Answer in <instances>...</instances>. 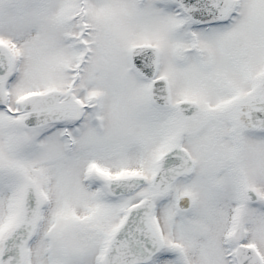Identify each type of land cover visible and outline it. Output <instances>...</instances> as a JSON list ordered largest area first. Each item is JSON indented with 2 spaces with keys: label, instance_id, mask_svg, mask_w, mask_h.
<instances>
[{
  "label": "snow or ice",
  "instance_id": "snow-or-ice-1",
  "mask_svg": "<svg viewBox=\"0 0 264 264\" xmlns=\"http://www.w3.org/2000/svg\"><path fill=\"white\" fill-rule=\"evenodd\" d=\"M0 264H264V0H0Z\"/></svg>",
  "mask_w": 264,
  "mask_h": 264
}]
</instances>
